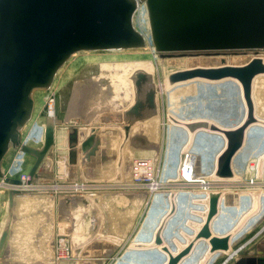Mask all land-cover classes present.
<instances>
[{
    "label": "rangeland",
    "instance_id": "rangeland-1",
    "mask_svg": "<svg viewBox=\"0 0 264 264\" xmlns=\"http://www.w3.org/2000/svg\"><path fill=\"white\" fill-rule=\"evenodd\" d=\"M140 3L147 8V11L143 13L144 21L142 25L146 26V31L152 34L151 24H149L150 13L146 1H140L139 4ZM137 18L138 12H135L133 24L136 29L139 28L136 23ZM156 52L159 53V51ZM252 57L254 58L253 55ZM133 60H154V56L148 47L120 51H80L71 56L58 72L52 84L51 91H48L46 94L45 90H37L34 93L35 99L36 96H41V101L38 106V111L35 117H32L33 120L29 124L26 134L21 141L20 147L31 133L36 130L40 118L39 116L49 113L48 97L52 99L51 102H54L52 103V107L56 117L64 121L66 115L70 112L69 107L71 98L77 81L86 80L93 75H97L100 70L99 67L101 62ZM253 80V83L256 82V80L258 81L256 78ZM161 84L168 86L167 91L163 93L158 92V94H156V115L151 116L145 121L135 122V124H131V126H128L129 122L127 121L120 123L111 122V124L101 122L99 128H102L101 130L104 134L102 141L103 149H101L99 155H97L90 164L83 167L84 169H82L81 166L74 168V166L70 165L68 152L66 164L63 166L65 161L63 156L65 152L59 151L57 144H53L45 157V165L47 164L49 166V170L47 172L43 171V166L41 165L39 168L40 178L35 181L36 183L31 184L33 185L31 188L26 189L27 192H38L43 195L46 194L45 197H48L49 207L51 206L52 208L51 213L49 212L52 217V224L49 226V229L53 231L51 236L53 239H50L48 245L51 246L50 248L53 251L52 258L57 264H115L118 260L148 259L147 256H142L141 252L144 248H148L147 251H149V247H156L153 249H157L158 241L156 242V237L159 233L162 240L164 234L167 237L169 236V238L170 235L173 234V238H179L180 242L181 234L179 230L188 226L189 222L191 223V248L193 251H198V253L187 257H177L178 259H189L191 264H233L240 256L256 255L258 245L264 239V218L261 222L256 224L257 226L255 225L241 236V233H244L242 229L244 228L243 226H245L244 221L246 220L245 209L241 207L246 205L256 206L255 201L257 199L255 200L251 197L252 192H256V195L264 194V160L260 165L262 169L259 167L260 170L258 171L251 172L248 168L244 169L240 166L237 171H233L234 176L232 178H221L214 172L218 161V156L214 153L210 161L211 163L206 166L203 164V168L198 170L201 176L204 175L206 180L210 182L209 187L204 189L202 186L196 184H190L191 186L188 185L189 183L187 184L184 179L182 180L179 170L184 153L188 149H193L195 151V139L193 140V137L196 136V134L197 136L199 134L201 136L205 134V137L211 136L220 139L221 137L216 136L215 133L210 130L208 132L201 130L203 133L200 130H197V132L196 130L190 131L187 128V123H181L183 120H187L186 122L190 121L187 119V115L184 116L185 118L179 116L181 107L171 96V85L165 79L162 67H159L156 68L155 85ZM188 85L189 83H187V86ZM235 85L242 87L241 83L237 81ZM236 91H238V89H236L235 92ZM214 92L215 90L213 93ZM169 97H171V99ZM237 106V104H232L228 108L230 109L228 112L231 113L227 114L228 116L225 117L228 122L224 126H234L230 128H238L243 124L242 122H238L237 119H242V117H238V115L245 112H243L242 109H238ZM187 107L189 108L188 104ZM217 107V110L221 109L222 104H218ZM216 113H218L219 116H225V114L221 113V110H218ZM174 120L177 122L175 123ZM77 122L76 120L73 124L76 125L78 124ZM95 124L97 125V123ZM108 126H110V128L114 126L113 128L115 129H111L112 132L106 133L105 135V131L109 130L107 129ZM128 127L130 132L129 135L126 136L125 132ZM85 128L87 129V134H89L90 128L92 127L85 126ZM116 128H119V131H117ZM151 130L155 131V133ZM87 134L83 138L79 137V144ZM152 139L156 140V143ZM251 145L253 146L252 141L249 139L246 140L242 146V151L246 146V148L249 146L251 148ZM254 145L257 148L261 144L257 141ZM116 147L117 150L115 149ZM252 150H255V148ZM253 153L258 154L257 151ZM218 155L220 156L221 154L218 152ZM236 160L237 159L234 157L233 161ZM253 161L254 160L250 161L249 165L256 164L255 161ZM140 162H142V165H136ZM5 163L6 161L4 165ZM32 165V163L26 164L21 176L29 177V170ZM138 166L141 168L144 167L142 172L138 173L134 171ZM210 166L212 167L211 176L204 174L207 172V170H204ZM63 169L68 171L66 175H63ZM150 184H160V186L157 187L155 185L156 188L152 189ZM178 191L184 193H178ZM159 193L169 195V199L166 198L168 200L165 199L161 202L162 206L160 205L161 207L158 209L157 213H163L164 202H166V206L167 203H170L171 208L168 210L165 218H161L160 220L158 218L156 219V224H160L159 227L156 226L153 231H150L153 232V234H151L148 230V212L152 207L154 197ZM212 193L217 195L216 199L218 198L217 202H215V207H213L211 203ZM175 194H187L189 196V198L187 197L189 201L188 199L186 200V207L184 209L185 216L183 218H181V216L176 218L175 216L178 210V205L175 204L176 201L174 200ZM7 195V193H0V217L5 211L6 201L8 200ZM245 195H247V197H245ZM78 199L84 202V204L82 202L84 209L80 212L79 217L75 219L70 216V204ZM84 199L86 200L84 201ZM86 206H88V208ZM66 211L69 213L67 212L68 214H66ZM135 211H137V213H135ZM174 216L175 218L173 221L177 223L178 228L176 227L177 230H175V228V231L173 230L174 232L172 233L170 220ZM130 217L134 219L131 218V220ZM14 218L15 217H13L8 235L6 236L3 248L0 252V264H3L8 259L3 261L4 259L2 258L4 253L3 256L1 255L6 244L9 246L10 255V245L12 244L10 239L12 238V233L10 231L14 224L17 225V223L14 222ZM94 222L98 225L97 227ZM39 225H41L40 228L35 229L36 238L39 232L40 234L43 231H46V233L50 232V230L47 231L43 227L41 221ZM217 225H221L223 230L227 229L225 235H215V227ZM91 228H94V231H92L93 229ZM157 228L159 230L161 229V231H158ZM203 228H208L211 232L200 238L198 235ZM195 238L200 239L195 240ZM212 238H226L228 249H214L211 244ZM49 246L47 247L49 248ZM96 246L98 248H95ZM132 247L133 253L131 256L127 255V252ZM239 247L240 250L235 257L228 258L229 253L233 249ZM221 250H224L223 254H219ZM153 258L157 260H169L175 257L153 256ZM10 261L16 262L17 260L11 258Z\"/></svg>",
    "mask_w": 264,
    "mask_h": 264
},
{
    "label": "water",
    "instance_id": "water-1",
    "mask_svg": "<svg viewBox=\"0 0 264 264\" xmlns=\"http://www.w3.org/2000/svg\"><path fill=\"white\" fill-rule=\"evenodd\" d=\"M140 1H147L151 11L154 37L161 57L188 51L239 52L264 49V0H0V178L11 185L21 180L6 178L4 158L11 147L21 145L22 131L32 119L34 93L50 88L61 68L80 51L135 49L146 46L145 37L133 24ZM264 73V61L252 58L243 66L195 68L170 75L171 83L196 77L219 80L237 79L243 88L247 117L236 129H221L207 121L187 124L190 131L209 128L222 132L227 147L218 157L216 175L234 176L232 162L242 148L249 125L258 121L252 97L253 79ZM134 102L130 119L108 114L96 120L79 147V125L68 133V156L71 164L85 165L102 145L100 123L124 122L128 126L157 114L155 88L147 86L142 76L134 78ZM81 121V120H80ZM63 121L48 118L45 143L41 150L23 146L36 156L29 170L34 182L39 168L55 143V129ZM126 128V136L129 135ZM31 183V181H29ZM18 194V193H17ZM217 195L212 193L215 207ZM17 200L11 201L9 217L0 241V252L13 217L17 220ZM16 225H13V237ZM203 228L199 237L210 234ZM160 233L156 242H160ZM214 249H228L226 238H212ZM240 250V247L238 248ZM175 260V259H174ZM233 264H264V249L256 255H244Z\"/></svg>",
    "mask_w": 264,
    "mask_h": 264
},
{
    "label": "bare ground",
    "instance_id": "bare-ground-1",
    "mask_svg": "<svg viewBox=\"0 0 264 264\" xmlns=\"http://www.w3.org/2000/svg\"><path fill=\"white\" fill-rule=\"evenodd\" d=\"M146 5L150 13V23L149 24H151L152 34L148 33L146 31L147 27L142 25V22L144 21L143 13L147 11V8L145 5L141 3L140 4L138 3V7L136 11L138 12V18L136 20V23L138 24L137 26L139 27L137 28V30L140 33H142V35L145 37V40H146L145 48L148 47V49L153 53L154 60L156 62L154 60L105 61V62H101L100 67H99L100 70H99V73H97V75H93L92 77L86 80H82V81L79 80L76 82V85L74 86L72 98H71V104L69 107L70 112L66 115L62 125L56 126V129H55V143L57 144V148L59 151L65 152V155L63 156V159L65 160L63 163V166H65L66 160L68 158L67 157V152L69 150L68 149V133L71 129L70 127H73L75 125L73 124L74 121L75 122L76 120L78 121L77 122L78 124L76 125H79V137L83 138L87 134V129L85 128V126L86 127L91 126L93 128L96 123V120H98L100 117L104 115L115 114L118 117L124 116L125 119H130V115L132 113V104L134 102V85H133L134 78L142 76L143 80L147 82V86L156 88L155 101L157 98L156 94H158V92L163 93L167 91L168 85H164V84L155 85L156 68H159V67H162L164 71L165 79L171 85V86L169 85L170 90L172 91L171 96L177 101L178 105L181 107V109L179 110V116L182 118L185 115H187V119L190 121V122H186L187 120L186 121L183 120L181 121V123L188 124V123H194V122L207 121L210 124H215L219 126L221 129H225V130L236 129V128H230L234 126H224L228 122V120L225 119V117L228 116L227 114L231 113V112H228L230 111V109L228 108L232 104L233 105L237 104L238 109L240 110L242 109L243 112H245V113H241L240 115H238V117H242V119H237V121L243 123L246 120L247 106H246V102L243 96V88L239 85H235L236 81L239 82L237 79L227 77V78H223L219 80H211L207 78L196 77V78L185 80V81L171 83L169 81V77L171 74L175 72L185 71L188 69L217 68V67H223L227 65L243 66V65H246L253 58L252 55L254 57H260L264 61V50H257V51L251 50V51H239V52L229 51V52H215V53L205 52V51H188L184 53L177 52L171 56L161 57V48L159 47L160 46L158 44L159 42H157L154 37L153 25L151 21L152 20L151 11H150L149 3L147 1H146ZM117 50L120 51L122 49H112L110 51H117ZM156 51H159V53H157ZM255 78L258 79V81L256 80V82L253 83L252 97H253V102L255 105V116L257 117L258 121L256 123L249 125V127L246 129L245 140H244L245 142L246 140L249 139L250 141H252L253 146L251 145V148L250 146L246 148L247 147L246 146L245 149H243V151L241 148L237 152L238 154L235 155V158L237 160L232 162L233 171H237L240 168V166L244 169L248 168V170L251 172L258 171L260 170L259 167H261L260 165L263 163L262 161L264 160V73L256 75ZM187 83H189L188 86H187ZM51 89H52V86L48 88L47 90H45L46 94L48 91H51ZM236 89H238V91L235 92ZM214 90L215 92L213 93ZM188 95H189V102H188ZM169 98L171 99V97ZM40 101H41V96L40 95L36 96L33 118L35 117L38 111V106H39ZM220 103L222 104V108L218 110H221V113L225 114V116H219L218 113H216L218 112L217 106ZM187 104L189 105V108L187 107ZM52 106L53 105L51 104L49 113L47 115L39 116L40 118H39L36 130L33 133H31V135L24 142V144L21 147L20 146L11 147L9 151L7 152L4 158V161H3L2 171L4 173V176L6 178L21 180V185H11L7 183L4 178H0V193L8 194L7 195L8 200L6 201L5 211L0 217V238L2 236L3 230L8 221L11 201L16 199L18 203L17 221H16L17 225H16V229L14 232L15 234L13 235L12 238H10L11 243H12L10 245V255H9L8 244L5 245L2 251V254H1L3 256V253H4V256L2 258L4 259L3 261H5L7 258L9 260L7 259V261L4 262L3 264H57L52 258L53 251L50 248L51 246L48 245L50 242V239H53L51 238L53 231L52 229L51 230L49 229V226L52 224V217H51V214H49V212L51 213L52 208L51 206L49 207V202L47 200L48 197H45L46 194L43 195L38 192L36 193H31L30 191L27 192L26 189L31 188L33 186L31 184L36 183V182H34V180H32L30 176L29 177L21 176V173L23 172L26 164L28 163L33 164L36 160L35 155L24 152L22 150V147L29 146L36 150H41L43 148L44 143H45V131H46L48 118L54 117V116L56 117V114ZM33 118L28 122V124L23 129L22 140ZM176 122L177 121H175V123ZM111 127L112 128H110V126L107 127V129L109 130L105 128L107 130L105 131V135L106 133L112 132L111 129H115L113 128L114 126H111ZM116 129L117 131H119V128H116ZM197 130H200V131L205 130L206 132H208L210 129L209 128H199ZM152 132L155 133V131H152ZM213 132L215 133L216 136L221 137V139L216 138V137H211V136L205 137V134H202L201 136L198 133L199 134L198 136L196 134V136L193 137V140L195 139L194 140L195 151L193 149H190V150L188 149L184 153L183 159L181 160V166H180L179 171H180L182 180L184 179L187 182V184L189 183L188 185L196 184V185L202 186L204 189L208 188L210 185V182L206 180V177L204 175L201 176V173L198 172V170L199 169L201 170L203 168V164L206 166L211 163L210 161L213 158L214 153L216 156L219 157L218 152L221 154L227 147L226 136L222 132H219V131H213ZM103 135L104 134L102 132V136ZM153 136L156 137L155 135ZM158 138H159V135H158ZM256 140L259 141L261 144L257 148L254 145V143L257 142ZM153 141L155 142L156 140H153ZM254 148L255 150H252ZM101 149H103L102 146L100 147L96 156L99 155ZM115 149L117 150V147ZM254 151H257L258 154H254L253 153ZM96 156L92 157L91 161L87 162L85 165L82 164V166L86 167L87 164H90ZM79 157L81 156L79 155ZM252 160H254L256 164L249 165V162ZM5 161L6 163L4 165ZM139 164L142 165V162L137 163L136 165H139ZM42 166H43V171L47 172L49 170V166L47 164L45 165V159L42 163ZM143 168L138 166L137 168L134 169V171L139 173L143 171L142 170ZM62 173L63 175H66L68 171L66 169H63ZM29 181H31V183H29ZM150 185L152 189L156 188L155 185L157 187L160 186V184H150ZM178 193H184V192L178 191ZM255 193L252 192L251 197H253L255 200L257 199L255 201L256 206L246 205V206L241 207L245 209V219H246V220L244 219L245 226H243L244 228L242 229L244 233L242 232L241 236H243V234H245L246 231H249L256 224L261 222L262 219L264 218V196H263L264 194L256 195ZM168 196L169 195L167 194L159 193L153 199L152 207L150 211L148 212V230H149V233L151 234H153V232H150V231H153L156 226L159 227L160 223L156 224V219L158 218L160 220L161 218H165L168 213V210H170L171 208L170 203H167V206H166L165 204L166 202H164L163 213L162 214L157 213L158 209H160V207L162 206L161 202H163L166 198H168ZM187 197L189 198L187 194H175V198H174V200L176 201L175 204L178 205V210L176 211L177 213L175 214L176 218H179V216L183 218L185 216L184 209L186 207V200L188 199ZM245 197H247V195H245ZM85 200L86 199H84V201ZM82 202L83 201L81 199L71 202L70 204V216L71 217L75 219L79 217L80 212L83 211L84 209V206H83L84 202L83 204ZM88 206L86 207L88 208ZM67 212L68 211H66L65 213L68 214L69 212L68 213ZM135 213H137V211H135ZM175 216L171 218L172 221L170 220L172 233L178 228L177 223L173 221ZM132 217H130V219ZM40 221L42 222L43 227L47 231L50 230V232L46 233V231H43L41 234L39 232V235L36 238L35 229L40 228L41 226L39 225ZM190 225L191 223L189 222V225L186 226L187 228L183 227L179 230L181 234L180 242H179V238H173V234H171L169 238V236L167 237L163 232L164 238L163 240L157 243V249H153L156 247H153V248L149 247L150 248L149 251H147L148 248L147 249L144 248L142 250L141 255L147 256L148 259L118 260L115 264H191V261L189 259H178L177 258V257H187V256L198 253V251H195V250L193 251L191 248L190 243L192 242V240H191V234H190L191 233ZM95 226L97 227L98 225L96 224ZM91 229H93L92 231H94V228H91ZM226 230H223L221 225H217L215 227V235L216 234L219 236L225 235ZM158 231H161V229L160 230L158 229ZM200 238H195V240H199ZM47 246H49V248ZM74 248H75V244H74ZM95 248H98V247L96 246ZM257 249H264V239L258 245ZM238 251H239L238 248L233 249L229 253L228 258L235 257ZM132 253H133V247L129 249V251L127 252V255L131 256ZM223 253H224V250H221L219 252V254H223ZM153 256H159V257L169 256V257H175V258H171L169 260L167 259L157 260L156 258H153ZM11 258L16 259L17 261L11 262L10 261Z\"/></svg>",
    "mask_w": 264,
    "mask_h": 264
},
{
    "label": "crops",
    "instance_id": "crops-1",
    "mask_svg": "<svg viewBox=\"0 0 264 264\" xmlns=\"http://www.w3.org/2000/svg\"><path fill=\"white\" fill-rule=\"evenodd\" d=\"M35 98V97H34ZM36 100V99H35ZM88 135V134H87ZM87 137V136H86ZM102 138H103V136H102ZM102 141H103V139H102ZM80 144H81V142H80ZM80 144H79V147H80ZM102 146V145H101ZM94 157V156H93ZM80 159H81V157H79V162L80 163H78V164H70L71 166H74V168L75 167H78V166H81L82 167V169H84L83 168V166H82V164H81V161H80ZM87 169V168H86ZM207 170V172L206 173H204V174H208V175H210L211 176V171H212V167L210 166V167H207V169H205L204 171H206ZM216 170H217V167H216ZM216 172V171H215ZM214 178H215V175H214Z\"/></svg>",
    "mask_w": 264,
    "mask_h": 264
},
{
    "label": "built area",
    "instance_id": "built-area-1",
    "mask_svg": "<svg viewBox=\"0 0 264 264\" xmlns=\"http://www.w3.org/2000/svg\"><path fill=\"white\" fill-rule=\"evenodd\" d=\"M48 100H49V101H48ZM47 101H48L49 110H50V105L52 104V102H51V101H52V99H50V98L48 97V98H47ZM52 105H53V104H52ZM49 110H48V111H49ZM54 117H55V116H54Z\"/></svg>",
    "mask_w": 264,
    "mask_h": 264
}]
</instances>
